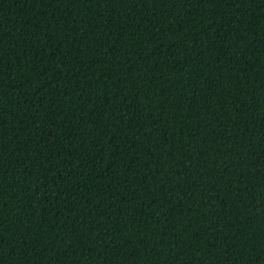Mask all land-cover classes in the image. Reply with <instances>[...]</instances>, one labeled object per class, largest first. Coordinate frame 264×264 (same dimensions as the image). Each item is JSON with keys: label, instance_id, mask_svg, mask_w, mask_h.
<instances>
[{"label": "trees", "instance_id": "16d2710c", "mask_svg": "<svg viewBox=\"0 0 264 264\" xmlns=\"http://www.w3.org/2000/svg\"><path fill=\"white\" fill-rule=\"evenodd\" d=\"M0 264H264V0H0Z\"/></svg>", "mask_w": 264, "mask_h": 264}]
</instances>
